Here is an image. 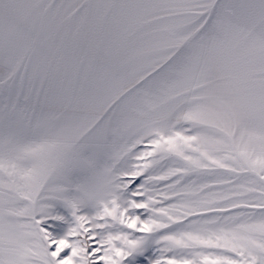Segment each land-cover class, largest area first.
Wrapping results in <instances>:
<instances>
[{"label": "snow or ice", "instance_id": "1", "mask_svg": "<svg viewBox=\"0 0 264 264\" xmlns=\"http://www.w3.org/2000/svg\"><path fill=\"white\" fill-rule=\"evenodd\" d=\"M0 264H264V0H0Z\"/></svg>", "mask_w": 264, "mask_h": 264}]
</instances>
